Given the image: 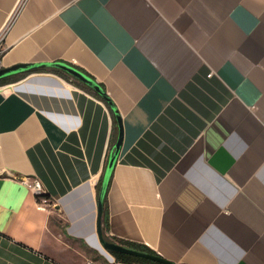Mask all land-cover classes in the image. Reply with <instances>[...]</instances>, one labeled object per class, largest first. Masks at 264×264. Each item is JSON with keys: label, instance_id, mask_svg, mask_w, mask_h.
I'll list each match as a JSON object with an SVG mask.
<instances>
[{"label": "crops", "instance_id": "0c3cea01", "mask_svg": "<svg viewBox=\"0 0 264 264\" xmlns=\"http://www.w3.org/2000/svg\"><path fill=\"white\" fill-rule=\"evenodd\" d=\"M0 39L2 67L67 61L116 104L110 236L177 263L264 264V0H0ZM113 125L58 73L0 84V264L115 258L97 229Z\"/></svg>", "mask_w": 264, "mask_h": 264}, {"label": "water", "instance_id": "95a60500", "mask_svg": "<svg viewBox=\"0 0 264 264\" xmlns=\"http://www.w3.org/2000/svg\"><path fill=\"white\" fill-rule=\"evenodd\" d=\"M39 67H57L68 74H70L73 78L85 83L86 85L90 86L96 92H98L112 107L114 110L117 123H118V135L115 140L114 146L112 147L111 151L109 152L107 163L103 172L102 182L98 194V214H97V229L99 233V237L102 241L104 247L109 251H121L126 253H131L138 256H143L146 258H150L156 261H160L165 264H180L174 262L172 260L166 259L165 257L154 254L151 252L143 251L137 248H133L122 243H119L114 240H108L104 237L103 228H102V219L104 213V206H105V198L110 186V181L114 173V169L116 167V163L118 161L122 140H123V122L121 114L112 100V98L106 92L104 86L97 81L93 76L86 73L81 68L63 60H56V61H39V62H28V63H18L12 65L10 67H1L0 68V78L17 74L20 72H25L28 70L36 69Z\"/></svg>", "mask_w": 264, "mask_h": 264}, {"label": "trees", "instance_id": "16d2710c", "mask_svg": "<svg viewBox=\"0 0 264 264\" xmlns=\"http://www.w3.org/2000/svg\"><path fill=\"white\" fill-rule=\"evenodd\" d=\"M80 68V67H79ZM82 69V68H81ZM84 70V69H82ZM33 71H52L55 73H58L60 75H62L63 77L67 78V79H72L74 80V82L79 85L80 87L84 88L85 90H87L88 92L92 93L93 95L97 96L98 98L104 100L106 102V104L108 105V107L110 108V111L113 115L114 118V125H113V131H112V138H111V146H114L116 137H117V133H118V123H117V119L114 113V110L112 109L111 105L98 93L96 92L94 89H92L90 86L86 85L85 83L73 78L70 74H68L66 71L57 68V67H39L36 69H32V70H28L25 72H20L17 74H13V75H9L3 78H0V84H5V83H9L15 80H18L20 78H22L23 76H25L26 74L33 72ZM85 71V70H84ZM86 73H88L87 71H85ZM89 75H91L90 73H88ZM92 76V75H91ZM103 85V84H102ZM103 176V175H102ZM113 177V176H112ZM112 181V178H111ZM110 181V183H111ZM101 182H102V177L100 178V181L98 182L97 185V189H98V194H99V190H100V186H101ZM48 198L49 194L46 195ZM108 192L105 198V206H104V213H103V219H102V228H103V233H104V237L108 240H114L117 241L119 243H122L124 245L133 247V248H137L143 251H147V252H151L154 254H158L155 250H153L152 248L148 247L147 245L141 244V243H137V242H132L129 240H123V239H118L115 237H112L108 234V230H109V215H108ZM38 200H39V196L37 195ZM112 254L115 256L116 261H120V262H125V263H130V264H165L162 263L160 261H156L150 258H146L143 256H138V255H134L131 253H126V252H121V251H111ZM109 264V263H108ZM180 264H186V263H180Z\"/></svg>", "mask_w": 264, "mask_h": 264}, {"label": "built area", "instance_id": "2783aa9c", "mask_svg": "<svg viewBox=\"0 0 264 264\" xmlns=\"http://www.w3.org/2000/svg\"><path fill=\"white\" fill-rule=\"evenodd\" d=\"M4 51V47L2 45L1 39H0V68L2 67L1 63V55ZM23 182L27 184L35 193L39 196V203L40 206L45 207L44 204L48 203L49 198L46 196L48 194L47 190L44 188L42 181L38 177L29 178L24 177ZM85 264H102L100 261H97L96 259H89L86 261ZM109 264H129L125 262L116 261V259H112Z\"/></svg>", "mask_w": 264, "mask_h": 264}, {"label": "rangeland", "instance_id": "374dc122", "mask_svg": "<svg viewBox=\"0 0 264 264\" xmlns=\"http://www.w3.org/2000/svg\"><path fill=\"white\" fill-rule=\"evenodd\" d=\"M49 202H51V201H50V200H48V203H49ZM89 259H95V258L88 257V258L85 260L84 264H85V263H86V261H87V260H89ZM97 261H98V260H97ZM99 261H100L102 264H107V263H108V261H107V260H104V259H103V260H99Z\"/></svg>", "mask_w": 264, "mask_h": 264}]
</instances>
